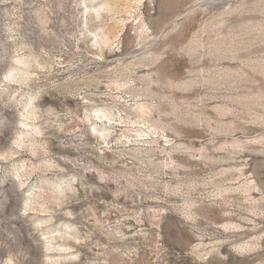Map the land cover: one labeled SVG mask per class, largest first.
<instances>
[{"label": "rangeland", "instance_id": "1", "mask_svg": "<svg viewBox=\"0 0 264 264\" xmlns=\"http://www.w3.org/2000/svg\"><path fill=\"white\" fill-rule=\"evenodd\" d=\"M0 264H264V0H0Z\"/></svg>", "mask_w": 264, "mask_h": 264}]
</instances>
